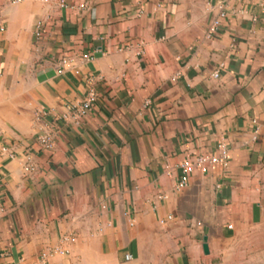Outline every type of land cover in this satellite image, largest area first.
<instances>
[{"label": "crops", "instance_id": "1", "mask_svg": "<svg viewBox=\"0 0 264 264\" xmlns=\"http://www.w3.org/2000/svg\"><path fill=\"white\" fill-rule=\"evenodd\" d=\"M0 264H264V0H0Z\"/></svg>", "mask_w": 264, "mask_h": 264}, {"label": "built area", "instance_id": "2", "mask_svg": "<svg viewBox=\"0 0 264 264\" xmlns=\"http://www.w3.org/2000/svg\"><path fill=\"white\" fill-rule=\"evenodd\" d=\"M224 16V14H222ZM219 23L216 21L210 27L208 32V38H212L218 29ZM40 29V26L39 28ZM37 36H40V31L38 30ZM82 59L84 61H90L92 57L89 54L82 55ZM66 62V61H65ZM64 62V63H65ZM214 77H218V74H215ZM100 98V94L96 89V85L94 83L90 84L84 98L76 104L69 105L67 107L66 112L61 116V119L65 122L70 123L74 127H79L83 124L85 119H87L90 112L95 108ZM39 142L46 149H52L54 146V142L52 137L48 134L41 136L39 138ZM226 149L221 151L220 155L217 156H208V155H199L194 158H188L181 164V175L179 181L176 185V189L181 191L188 187L190 183V178L194 174L195 170L198 168L206 169L210 165H222L224 168L228 167V155ZM172 217H169V220ZM75 239H72L74 241ZM44 258L47 257V254L42 255ZM127 260L131 259L130 255H127Z\"/></svg>", "mask_w": 264, "mask_h": 264}, {"label": "water", "instance_id": "3", "mask_svg": "<svg viewBox=\"0 0 264 264\" xmlns=\"http://www.w3.org/2000/svg\"><path fill=\"white\" fill-rule=\"evenodd\" d=\"M204 249H205V252L208 253V245L207 244L204 245Z\"/></svg>", "mask_w": 264, "mask_h": 264}]
</instances>
